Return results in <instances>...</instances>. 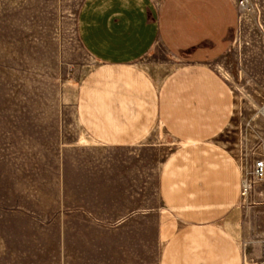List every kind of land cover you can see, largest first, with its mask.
Wrapping results in <instances>:
<instances>
[{
    "label": "rangeland",
    "instance_id": "374dc122",
    "mask_svg": "<svg viewBox=\"0 0 264 264\" xmlns=\"http://www.w3.org/2000/svg\"><path fill=\"white\" fill-rule=\"evenodd\" d=\"M85 1L0 0V264H159L153 223L172 146L160 135L109 148L83 130L76 100L100 66L79 38ZM173 62L158 50L138 66L160 84L176 67L155 65ZM215 67L236 99L223 146L246 174L264 159V0H246ZM247 198L243 257L264 264V209Z\"/></svg>",
    "mask_w": 264,
    "mask_h": 264
},
{
    "label": "crops",
    "instance_id": "0c3cea01",
    "mask_svg": "<svg viewBox=\"0 0 264 264\" xmlns=\"http://www.w3.org/2000/svg\"><path fill=\"white\" fill-rule=\"evenodd\" d=\"M238 28L235 0H86L79 13L80 41L100 64L76 100L83 130L109 148L160 135L172 146L153 223L159 264H244L248 162L223 146L236 99L215 67ZM158 50L174 62L155 66L176 67L160 84L138 66ZM256 186L251 199L264 209V185Z\"/></svg>",
    "mask_w": 264,
    "mask_h": 264
},
{
    "label": "built area",
    "instance_id": "2783aa9c",
    "mask_svg": "<svg viewBox=\"0 0 264 264\" xmlns=\"http://www.w3.org/2000/svg\"><path fill=\"white\" fill-rule=\"evenodd\" d=\"M245 3L246 0H242L240 4H237L239 13L241 12V8L245 6ZM262 183H264V159H259L255 161L252 171L246 173L243 177L242 196L247 198L253 192L255 185Z\"/></svg>",
    "mask_w": 264,
    "mask_h": 264
}]
</instances>
